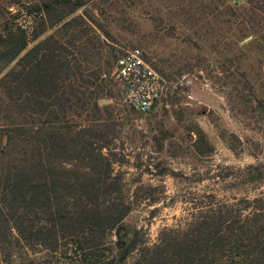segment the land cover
I'll list each match as a JSON object with an SVG mask.
<instances>
[{"label": "rangeland", "instance_id": "obj_1", "mask_svg": "<svg viewBox=\"0 0 264 264\" xmlns=\"http://www.w3.org/2000/svg\"><path fill=\"white\" fill-rule=\"evenodd\" d=\"M79 2L33 39L37 19L26 12L40 0H0V32L7 24L23 25L29 48L49 34L64 36L56 28L78 17L77 28L99 51L92 58L101 65L139 47L161 71L168 93L151 112L124 104L111 81L98 99L97 122L106 125L114 171L131 205L123 223L137 230L138 243L152 244L162 228L185 221L197 205L264 196L262 9L247 0H60L56 13ZM92 116V110L74 114L68 124L78 129ZM6 125L1 112L0 129ZM14 235L0 242V264L74 262Z\"/></svg>", "mask_w": 264, "mask_h": 264}, {"label": "trees", "instance_id": "obj_2", "mask_svg": "<svg viewBox=\"0 0 264 264\" xmlns=\"http://www.w3.org/2000/svg\"><path fill=\"white\" fill-rule=\"evenodd\" d=\"M58 2L40 0L26 12L37 19L33 39L83 4L57 14ZM247 3L264 13V0ZM77 19L56 28L64 36L49 34L29 48L23 25L0 32V113L7 119L0 129L1 246L15 231L18 242L63 252L72 264H264V196L197 205L152 244L138 243L137 230L123 223L131 205L114 171L106 125L97 122L98 99L118 54L105 65L95 61L97 49L86 43ZM89 110L90 124H68Z\"/></svg>", "mask_w": 264, "mask_h": 264}, {"label": "built area", "instance_id": "obj_3", "mask_svg": "<svg viewBox=\"0 0 264 264\" xmlns=\"http://www.w3.org/2000/svg\"><path fill=\"white\" fill-rule=\"evenodd\" d=\"M109 77L121 100L133 110L151 112L159 103L166 101L167 82L147 61L139 47L119 53Z\"/></svg>", "mask_w": 264, "mask_h": 264}, {"label": "water", "instance_id": "obj_4", "mask_svg": "<svg viewBox=\"0 0 264 264\" xmlns=\"http://www.w3.org/2000/svg\"><path fill=\"white\" fill-rule=\"evenodd\" d=\"M249 38H251V36H248L247 38H245V40H244V41L248 40Z\"/></svg>", "mask_w": 264, "mask_h": 264}]
</instances>
